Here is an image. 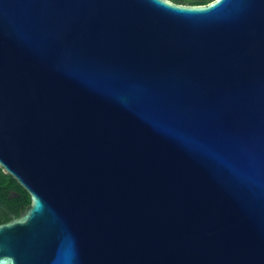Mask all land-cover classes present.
Segmentation results:
<instances>
[{"label": "water", "instance_id": "1", "mask_svg": "<svg viewBox=\"0 0 264 264\" xmlns=\"http://www.w3.org/2000/svg\"><path fill=\"white\" fill-rule=\"evenodd\" d=\"M0 168V264H264V0H0Z\"/></svg>", "mask_w": 264, "mask_h": 264}, {"label": "flooded vegetation", "instance_id": "2", "mask_svg": "<svg viewBox=\"0 0 264 264\" xmlns=\"http://www.w3.org/2000/svg\"><path fill=\"white\" fill-rule=\"evenodd\" d=\"M24 191L27 193L26 190ZM23 197H24V194L20 190L8 188L7 185L4 186V188L0 190V216H8L9 220L14 216H18L30 204V203L20 204V201L23 199ZM29 199H30V196H29ZM15 206H19L20 208V212L18 215H16L13 212V208ZM6 222H3V223H6ZM3 223H0V224H3Z\"/></svg>", "mask_w": 264, "mask_h": 264}, {"label": "trees", "instance_id": "3", "mask_svg": "<svg viewBox=\"0 0 264 264\" xmlns=\"http://www.w3.org/2000/svg\"><path fill=\"white\" fill-rule=\"evenodd\" d=\"M176 3H182V4H190V5H201V4H207L212 0H171ZM8 188H12L15 190H20L23 194L24 197L20 201V204H29L30 199L28 193H26L23 188L8 174H5L3 170L0 168V190L6 186ZM13 212L18 215L20 212L19 206H15L13 208ZM9 218L8 216H0V223L8 221Z\"/></svg>", "mask_w": 264, "mask_h": 264}]
</instances>
